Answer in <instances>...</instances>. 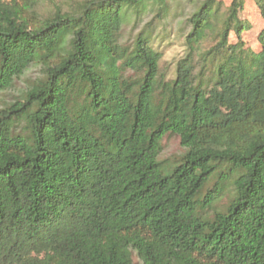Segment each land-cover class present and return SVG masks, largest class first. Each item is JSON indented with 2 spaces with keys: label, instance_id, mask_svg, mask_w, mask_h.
Listing matches in <instances>:
<instances>
[{
  "label": "trees",
  "instance_id": "obj_1",
  "mask_svg": "<svg viewBox=\"0 0 264 264\" xmlns=\"http://www.w3.org/2000/svg\"><path fill=\"white\" fill-rule=\"evenodd\" d=\"M37 3L0 0V95L22 82L0 106V264H264V27L250 47L244 1ZM175 18L167 79L152 27Z\"/></svg>",
  "mask_w": 264,
  "mask_h": 264
},
{
  "label": "rangeland",
  "instance_id": "obj_2",
  "mask_svg": "<svg viewBox=\"0 0 264 264\" xmlns=\"http://www.w3.org/2000/svg\"><path fill=\"white\" fill-rule=\"evenodd\" d=\"M78 0H38L36 5L37 11L42 14H47L52 10L53 4L59 5L62 9L69 10ZM221 1L224 7L228 4L229 0ZM243 9L238 13L241 19L246 20L250 25L254 24L252 29L243 33L245 41L250 47L257 48L255 40L257 31L264 27V20L260 18L258 10L252 0H243ZM194 1L190 2L186 6V10H191L194 7ZM180 18H175L163 23H157L152 27V45L155 49L161 52V58L159 61V67L161 73L169 79L174 75V68L177 60L181 58L185 53V47L183 45V22H180ZM133 24L130 23L126 26L123 40L127 41L131 37ZM131 40V39H130ZM230 40H234V36L231 34ZM31 69L29 74L33 75ZM22 87V82L18 81L14 88L2 93L0 95V106L2 103L12 100L17 95V90ZM161 157L164 159H171L174 155L180 152L179 139L176 136L170 135L165 137L161 143ZM225 199L223 198V202Z\"/></svg>",
  "mask_w": 264,
  "mask_h": 264
}]
</instances>
